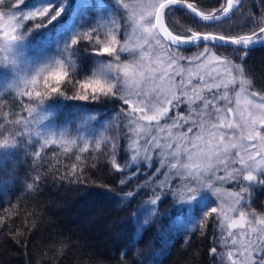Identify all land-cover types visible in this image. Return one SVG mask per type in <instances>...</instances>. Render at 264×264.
<instances>
[{"label": "snow or ice", "instance_id": "snow-or-ice-1", "mask_svg": "<svg viewBox=\"0 0 264 264\" xmlns=\"http://www.w3.org/2000/svg\"><path fill=\"white\" fill-rule=\"evenodd\" d=\"M23 2L15 0V4H11L8 0L11 4L9 10H0V28L7 24V30L2 33L4 39L0 50L11 51L13 44L22 39L20 31L16 35L9 33L16 32L25 21L47 17L50 23L63 10V4L55 9L49 4L35 10H17ZM239 3L240 0H225L218 8L205 11L194 0H134L132 3L116 0L119 8L128 11L125 25L117 26L113 21L108 27L98 23L96 27L78 31L69 45L87 41L91 45L90 51L96 56L109 58L106 63H101L90 76L73 81L69 79L65 64L57 59L50 71L47 65L39 67L35 74L20 76L9 87L18 88L23 84L19 94L28 96L31 103L33 90L29 86L37 85L38 77L43 76L46 91L35 93L39 104L46 96L63 95L62 86L67 88L71 84L78 92L74 99L116 97L122 100L129 109L126 115L130 118V126L136 125L132 131L138 136L150 134L153 125L157 131L166 130L164 139L167 143L161 144L154 137L144 143L143 153L141 145L132 140L128 145L133 152L132 160L141 155L151 159V148L164 149V154L173 160L182 161L186 157V163L171 165L188 178L179 193L181 208L194 200L201 189H215L216 184L229 181L237 184L239 190L229 194L227 207L222 203L219 207L208 208L202 221L206 224L209 216L218 214L222 231L225 225L227 229V236L220 238V247L235 251L218 252L213 247L211 252L219 257L221 264H264V209L257 211L251 208L252 189L256 186L264 188V92L252 90L253 81L247 78L242 66L250 46L264 41V17L248 33L230 34V28L217 27ZM3 6H6L5 0H0V7ZM177 8L185 9L186 15H190L195 23L182 26L179 30L170 29L165 19ZM40 26V23L35 24V27ZM128 27H131V34L127 32ZM209 28L213 30H207ZM120 32L126 36L123 42L118 38ZM201 44L203 50L191 57H185L180 52L181 48ZM229 48L232 49L230 54L221 55L213 51L223 49L227 53ZM238 52H242L241 63H234L230 56ZM122 53H127L131 59L122 61ZM4 61L13 65L16 63L14 57L9 59L5 56ZM184 61L189 67L183 66ZM213 64L216 68L206 73L213 81L209 83L202 70L211 68ZM237 86L239 90L235 91ZM232 92H235L234 100ZM181 104L187 105L188 113L177 112L175 117H171L170 109H177ZM29 116L36 123L45 118L38 108L31 106ZM169 119L172 123L161 129V122ZM32 121H12L14 125L25 127V131L14 135L22 138L27 132L41 136L38 130L31 131ZM4 127L7 129V125ZM185 128L186 131L183 130ZM51 135H42L45 137L42 147L56 143ZM99 146L97 142L96 147ZM0 147H10L8 140ZM116 148L114 144L110 164L113 170L122 172ZM35 155L39 157L40 153ZM72 167L75 170L77 165ZM127 195L133 194L129 192ZM157 199L159 197L152 199L151 204L155 205Z\"/></svg>", "mask_w": 264, "mask_h": 264}, {"label": "trees", "instance_id": "trees-1", "mask_svg": "<svg viewBox=\"0 0 264 264\" xmlns=\"http://www.w3.org/2000/svg\"><path fill=\"white\" fill-rule=\"evenodd\" d=\"M32 1L27 0L25 4ZM72 1L62 20L72 9ZM194 2L203 10L211 11L225 0ZM262 17V0H240L229 17L217 27L230 28V34L248 33L258 26L257 22ZM59 22L32 29L25 35L26 41H37L38 46L47 42L48 35L52 34ZM165 23L170 29L179 30L195 22L190 15H186L184 9L177 8L166 17ZM75 47L77 65L71 72L73 81L88 74L91 62L87 42L80 41ZM195 47L180 50L188 52ZM213 51L221 55L232 53L231 48L227 53L223 49ZM241 54L234 53L230 58L235 63H241ZM242 66L255 89L264 92V44L251 48ZM62 89L66 91L68 100L56 97L52 101L59 106L60 118L64 114L72 117L73 110L77 113L74 119L82 110L100 118L113 113L124 116L117 130L116 152L119 162L128 171L123 169L122 172H116L101 156L88 157L82 154L79 167L65 176L50 174L52 171L43 166V175L32 192L21 190L19 184L9 188L12 208L0 220V264H141L148 260L154 264H219V257L214 256L211 249L216 247L218 252L226 253L229 248L220 247V238L222 235L227 236V229L226 225L223 231L220 229V221L214 214L207 218L206 224L202 223L203 218L200 225L189 233L173 231L178 219L195 214L202 203L209 204L212 199L195 198L181 208L180 186L187 179L178 175L169 176V180L163 178L167 174L166 165L159 162L162 158L160 149L149 150L151 159L141 155L135 161L132 160L133 152L128 148L132 140L141 145L140 151L143 153V145L147 140L155 137L159 143L167 142L164 139L167 133L154 132L152 128L150 134L138 136L132 131L136 125L130 126V118L126 115L129 109L122 100H79L71 98L74 95L72 85L69 84L67 88L62 86ZM182 107L170 109V112L183 111ZM112 130L115 133V127ZM20 171L27 175L31 173L29 169ZM130 171L133 173L125 178ZM121 180L125 183L121 184ZM231 185L230 182L227 184L229 187ZM129 192L133 195L128 196ZM151 195L159 197L155 215L135 239V214ZM263 201L264 188L256 189L251 200L252 207L259 210ZM2 205L4 202L0 199Z\"/></svg>", "mask_w": 264, "mask_h": 264}, {"label": "rangeland", "instance_id": "rangeland-1", "mask_svg": "<svg viewBox=\"0 0 264 264\" xmlns=\"http://www.w3.org/2000/svg\"><path fill=\"white\" fill-rule=\"evenodd\" d=\"M25 1L27 0H24L23 4L19 6L17 10H35V8L43 7L49 4H51L54 9L59 8L61 4H63V10L55 20L51 21L59 22L61 20L52 31V34L48 35L47 42L44 41L43 44L38 46L37 41L28 43V40L26 41L25 39L24 33L29 34V29H40L44 25L51 23L47 22V17L42 18L41 20L38 17L34 21H25L23 25H21V28H18L16 32L9 33L10 35H16L17 32L20 31L22 34V39L13 44L11 51L6 52L0 50V132H3V135H0V144H3V142L7 139L10 145L8 148L0 147V199L4 202V205L0 206V220L6 216V214H9L12 208L11 199L8 196V189L13 187L15 184H19L18 187L20 189L22 188L21 190L23 191H34L37 188L38 180L43 175L41 174L43 166H46L49 171H52L50 174L58 176L61 174L62 176H65L73 171L72 166L74 164L77 165L76 169L79 167L82 162V154H87L88 157L101 156L110 164L113 145L115 144L118 146L117 130L119 129L122 118H124V116L120 113H113V115L109 117L100 118L96 114L88 115L85 110L79 112L77 119H74L77 114L74 110L72 111V117H68L64 114L63 118H60L59 106L54 105L52 101L53 98L56 97H60L62 100H68L66 91L61 89L63 95L57 93L51 96H46L43 103L39 104V99L36 98L35 93H44L46 91L43 86V76L38 77L37 85L29 86L33 90L31 103L28 96H21L19 94V92L23 90V84H20L18 88L9 87V85L18 80L20 76L35 74V71L39 67L47 65V70L50 71L53 67H55L54 62L57 59L61 60L65 64L66 70L69 72V79L72 80L71 72L77 65L75 55L76 47L74 48L75 45L69 46L73 35H75L78 31H83L90 27H96L98 23L106 24L108 27L112 26L113 21L117 26L125 25L127 23L128 11L123 8H119L116 4V0H33L28 4H25ZM71 1L73 3L72 9L67 17L62 20L61 18L69 7ZM124 2L132 3L134 0H124ZM5 4L6 6L0 7V10L8 11L11 4H15V0H11V4L8 3V0H5ZM36 23H40L41 26L35 27ZM4 30H7V24H5L3 28H0V43H2L4 39L2 35ZM131 31V27H128L127 32L131 34ZM118 38L121 42H123L124 39H126V36L123 32H120ZM88 46L87 52H89L91 57L90 69L88 74L82 78L90 76L101 63H106L109 60L108 57L96 56L90 51L91 45H89V43ZM202 50L203 46H196L191 51L183 52L180 50V52L185 57H191L198 54V52ZM5 56L9 59L14 57L16 63L14 65L6 63L4 61ZM121 59L122 61H126L131 59V57L127 53H122ZM183 66L185 68L189 67L186 61L183 62ZM192 67L195 66L192 65ZM215 68L216 65L213 64L211 68L202 70V74L206 75L207 71H212ZM44 74L46 75L47 72ZM206 79L209 83L213 82L210 77H207V75ZM197 82L199 81L197 80ZM65 83H67V81ZM238 90L239 88L237 86L235 91ZM252 90H256L255 87H253ZM73 92V96L78 94L76 88H73ZM73 96L71 98H73ZM232 97L234 100L235 92H232ZM181 105L183 106V111L177 112L186 115L188 113L187 105ZM29 106L32 108H38V111L41 112L45 118L39 123L32 121V118L29 116ZM177 112H170V116L175 117ZM18 119H27L32 121L31 131L34 133L38 130L41 133V136H36L34 134L29 135L27 132L22 138L15 136L14 133L25 131L24 125L17 126L11 123L12 121H16ZM171 123V119L162 121L159 127L162 129V126ZM5 125H7V129H5ZM114 127L116 129L115 133L112 130ZM152 128H154V132L156 131L163 134L167 133L166 130L157 131L155 125H153ZM183 130L186 131L187 129L185 128ZM46 134H53L50 138L55 140L56 143H48L46 146L42 147V145L45 144V137L42 135ZM97 142H99V147H96ZM164 143L167 142H161V144ZM160 150L162 152V158L159 162L166 165L165 174H167V177L164 176L163 178L165 180H169V176L172 177L174 175H178L187 179V183L188 178L182 172L178 173L176 169L171 167L174 163H186V157L182 161L173 160L164 154V149L161 148ZM37 152L40 153L39 157L35 155ZM77 156L80 157L79 160H77ZM120 164L122 169L126 170L124 165L122 163ZM22 169H29L31 170V173L27 175L24 171H20ZM132 173L133 172L131 171L128 172L125 178ZM229 182L232 184L230 187L227 186ZM229 182L216 184L215 189H219V192L215 189H201L196 198H211L212 200L209 201L210 205L202 203L200 207L197 208L195 214H189L184 218L178 219L173 226L174 233H189L197 228L204 218V211L208 208L219 207L222 203L225 207H227L229 194L239 190L237 184L231 181ZM29 184H32L33 187L29 188ZM184 185L180 186V188H183ZM259 188L261 187L256 186L252 189V198L254 197V191ZM156 198L157 196L151 195L139 206L135 214V239L140 234L142 228L155 215L157 203L152 205L151 200ZM251 208L255 209L252 205ZM261 209H264V201L259 210H256L260 211ZM214 215L220 221L218 214ZM229 215H231V213ZM236 215H238V213ZM219 227L222 229L221 223H219ZM229 250L235 251V249ZM154 263L155 262L148 260L142 262L141 264ZM218 263L221 264V261L219 260Z\"/></svg>", "mask_w": 264, "mask_h": 264}, {"label": "water", "instance_id": "water-1", "mask_svg": "<svg viewBox=\"0 0 264 264\" xmlns=\"http://www.w3.org/2000/svg\"><path fill=\"white\" fill-rule=\"evenodd\" d=\"M183 9V8H182ZM185 10V9H184ZM166 24V23H165ZM262 44H264V41H258V42H256V43H254L253 45H251L250 46V49L251 48H254V47H256V46H259V45H262ZM191 47H195V46H191ZM184 48H190V47H184ZM184 48H181V49H184Z\"/></svg>", "mask_w": 264, "mask_h": 264}]
</instances>
